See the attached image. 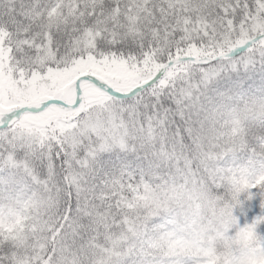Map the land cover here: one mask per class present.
<instances>
[{
  "label": "snow or ice",
  "instance_id": "6c2138e0",
  "mask_svg": "<svg viewBox=\"0 0 264 264\" xmlns=\"http://www.w3.org/2000/svg\"><path fill=\"white\" fill-rule=\"evenodd\" d=\"M0 264H264V0H0Z\"/></svg>",
  "mask_w": 264,
  "mask_h": 264
}]
</instances>
